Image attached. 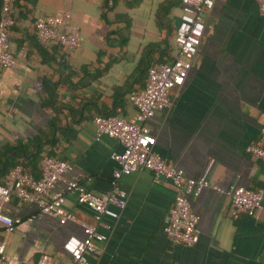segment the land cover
Wrapping results in <instances>:
<instances>
[{
  "label": "crops",
  "instance_id": "0c3cea01",
  "mask_svg": "<svg viewBox=\"0 0 264 264\" xmlns=\"http://www.w3.org/2000/svg\"><path fill=\"white\" fill-rule=\"evenodd\" d=\"M126 1L107 0L111 7L102 14L103 0H35L31 11L21 15L24 2L17 0L7 34L16 64L0 66V151L40 136L39 155L49 152L70 162L64 176L98 195L111 188L117 165L110 153L121 145L105 134L96 136L93 118L133 120L135 108L127 94L144 84L140 67L174 55L180 2L139 0L127 6ZM53 13H68L78 24V46L66 49L36 38L33 18ZM122 14L130 25L126 42L119 45L117 31L123 24L116 16ZM203 23L200 46L183 83L168 90L169 105L146 121L155 138L153 150L166 163L208 181L189 196L197 241L169 242L162 224L172 186L140 169L119 177L125 204L115 218L103 217L105 227L98 230L105 239L97 244L99 252L89 255L90 264H264V169L246 151L248 144L260 143L264 122V16L254 0H213ZM46 88L55 91L52 109L43 105ZM32 151L29 145L20 150L30 165L27 171L38 176V166L30 163ZM229 185L263 188L253 215L232 214L225 192ZM64 206L76 221L60 224L33 204L11 197L4 210L21 220L12 231H0L5 254L15 263L34 264L45 252L62 262L64 238L81 236L79 223L93 222L74 196H65Z\"/></svg>",
  "mask_w": 264,
  "mask_h": 264
},
{
  "label": "built area",
  "instance_id": "2783aa9c",
  "mask_svg": "<svg viewBox=\"0 0 264 264\" xmlns=\"http://www.w3.org/2000/svg\"><path fill=\"white\" fill-rule=\"evenodd\" d=\"M12 1L1 0L0 4V66L5 68L16 64L7 38V29L13 23ZM254 2L258 12L264 16V0ZM212 4L213 0H180L172 59L150 64L143 86L127 94L135 108L133 120L100 114L93 118L96 136L105 134L121 145L119 151L110 153V158L117 165L112 172L110 190L94 194L82 182L64 176L72 168L70 162L46 154L40 159L38 177L24 171L20 165H15L3 176L0 181V231H12L21 220L9 216L4 210L11 197L33 204L37 212L56 218L60 224L76 221L74 214L64 206L67 195L74 196L76 203L92 214V223H79L81 236L69 234L62 241V262H56L43 252L34 264H90L89 255L98 253L97 244L105 239V234L98 230L99 226L105 227L103 217L115 218L118 209L125 204V191L117 184L119 177L140 169L149 170L154 180L166 178L172 186L171 204L162 224V232L169 242L191 245L197 241V216L190 207L189 196L208 186V181L203 176L188 177L181 168L166 163L153 150L155 138L146 121L169 105L168 90L183 83L201 43L203 13ZM34 31L40 42H55L66 49L78 46L82 40L78 24L68 13L37 15ZM259 137L260 143L248 144L246 151L260 159L264 169V122L259 128ZM225 192L230 198L232 214L253 215L263 198L262 187L229 185ZM0 264L26 263L13 262L4 252L3 242H0Z\"/></svg>",
  "mask_w": 264,
  "mask_h": 264
},
{
  "label": "trees",
  "instance_id": "16d2710c",
  "mask_svg": "<svg viewBox=\"0 0 264 264\" xmlns=\"http://www.w3.org/2000/svg\"><path fill=\"white\" fill-rule=\"evenodd\" d=\"M139 0H128L126 1V5L127 6H131L134 3H137ZM178 2H180V0H177ZM17 0H13L11 2V6L16 5ZM24 5H23V9L21 10L20 14L24 15L25 13H28L31 11V9L33 8L34 4H35V0H23ZM112 2H114V0H112ZM26 3H28L30 5V7H26ZM0 4H1V0H0ZM111 6H109L107 4V0H103V5H102V14L106 11L109 10ZM37 16V15H36ZM35 16V17H36ZM32 21L33 24V30H34V19ZM116 19H119L122 22V27L121 29H118L119 31H117V37H118V42L119 45H123L126 40H127V33L129 30V25H130V21H129V17L126 14H122V15H117ZM14 22L8 27L7 29V34H8V30L13 26ZM35 32V31H34ZM37 38V37H36ZM152 64V63H150ZM150 64H145L143 67L141 68V72L139 73L142 76H145L146 79V71H147V67ZM46 96H45V100L43 101V105L50 107L51 109L54 108L53 105V101L55 98V91L52 88H46ZM54 141V139H50L49 143L52 144ZM41 143V137L40 136H34L31 139H29L27 141V143L22 144L20 141H16L13 144H9L8 146L5 147L4 150L0 151V178H3V176L6 174V172L11 169L12 167H14L15 165H20L22 167V169L26 172H28L27 170H29V166L27 165L28 163H25L22 159H23V154L22 152H20V150L25 151L26 150V145L31 146V148L33 149L32 152H29L28 154H30V163L34 164L35 166H38V168H40V159H41V155H39L40 149L42 147ZM12 151V153L10 155H8V153ZM46 155L50 156V153L47 152ZM39 175V174H38ZM34 177H38L37 175Z\"/></svg>",
  "mask_w": 264,
  "mask_h": 264
}]
</instances>
